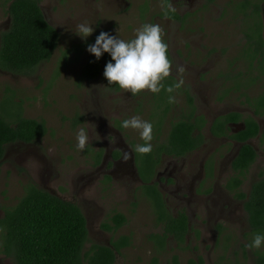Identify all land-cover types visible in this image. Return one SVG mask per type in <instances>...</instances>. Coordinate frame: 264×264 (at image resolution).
Returning a JSON list of instances; mask_svg holds the SVG:
<instances>
[{
  "label": "rangeland",
  "instance_id": "374dc122",
  "mask_svg": "<svg viewBox=\"0 0 264 264\" xmlns=\"http://www.w3.org/2000/svg\"><path fill=\"white\" fill-rule=\"evenodd\" d=\"M6 1L0 0V34L10 25ZM237 1L167 0L176 11L165 18L162 0H39L45 19L59 33L58 45L47 61L28 73L0 69V111L43 119L47 132L34 143L5 146L0 164V217L22 196L26 183L33 182L79 206L89 236L84 249L92 243L108 244L110 238L121 234L131 236L130 246L116 254L114 264H152L154 257L156 264H166L173 255L179 264H187L189 259H201V264L220 260L257 264L255 252L259 249L246 247L253 235L243 200L225 187L234 174L231 160L239 144L214 136L208 129L210 122L225 112L251 114L244 89L231 88L233 81L228 78L245 71L242 62L233 64V58L243 55L245 32H250L256 21L255 17L242 20L241 11L231 7ZM260 20L264 37L262 11ZM81 23L94 29L86 39L77 34ZM145 23L159 24L164 31L172 61L171 75L163 81L165 89L181 78L184 81L171 94L176 103L170 104L164 118L160 114L164 89L158 94L142 91L132 96L108 85L102 73L94 80L80 75L91 54L87 47L100 32L128 41ZM178 65L185 69L182 77ZM249 81V76L240 78L241 83ZM263 85L264 79L256 80L245 92L253 97ZM188 95L196 114L207 121L202 128L203 143L183 157L162 155L151 182L156 183L172 215L179 211L186 214L189 229L182 242L169 237L164 250L157 251L149 236L161 233L162 228L156 224L150 199L142 192L143 181L134 160V149L143 140L137 130L125 129L121 123L138 116L153 125L152 140L163 139L171 122L188 114ZM4 116L14 120L13 115ZM256 120L262 129L264 115ZM238 127L231 126L232 130ZM81 128L88 134V143L78 151L76 133ZM248 142L257 156L240 185L245 193L264 174V140L257 135ZM115 151L119 155L115 156ZM125 153L129 154L127 160ZM113 212L123 213L126 223L115 231L102 229L101 223ZM0 264L14 263L0 253Z\"/></svg>",
  "mask_w": 264,
  "mask_h": 264
},
{
  "label": "trees",
  "instance_id": "16d2710c",
  "mask_svg": "<svg viewBox=\"0 0 264 264\" xmlns=\"http://www.w3.org/2000/svg\"><path fill=\"white\" fill-rule=\"evenodd\" d=\"M7 12L10 17L9 27L0 34V69L24 74L33 70L39 63L47 61L59 42V33L44 17L39 0H7ZM240 10L242 20L256 18L254 28L245 32V43L241 49L243 55L233 58V64L242 62L245 71H239L228 78L232 79L231 88H243V96L251 109V114L229 111L216 116L209 124V131L214 136H225L240 143L231 160L234 174L230 176L225 187L235 197L243 200V208L247 214L250 233L264 234V174H260L250 185L248 193L240 191L244 174L255 161L257 152L247 142L259 135L264 140V127L261 129L257 116L264 115V85L255 96L250 97L245 89L250 83L264 79V37L260 13L264 16V0H240L231 6ZM176 17V16H175ZM111 56L104 53L97 60L90 54L81 69V77L94 80L103 74L106 63ZM114 63V61H112ZM255 70V74L252 72ZM244 76L251 77L246 84L240 82ZM116 90L120 88L113 84ZM167 95V100L163 97ZM169 93L160 97L164 104L160 114L164 118ZM190 110L185 117L171 122L163 139L152 140V151L140 155L134 151L137 172L143 181L142 192L150 199L156 224L161 225V233H152L149 238L158 250H164L169 237L182 242L189 229L187 216L183 211L172 215L164 204L163 197L156 183L151 182L155 168L162 155L183 157L203 143L202 128L207 121L201 114H196L192 104V96H187ZM11 103V102H8ZM18 104H15V106ZM0 111V164L4 158L5 146L15 142H36L47 132L43 119L29 118L20 113ZM5 114L13 115L9 121ZM162 117H160L162 119ZM240 123L242 127L232 130L229 124ZM161 123L156 126L159 130ZM158 138V136H156ZM144 141L140 142L143 144ZM115 156L119 151H115ZM100 154L97 156L99 161ZM208 164V163H207ZM211 170V169H210ZM109 179V175L105 176ZM126 223V216L121 212H113L101 228L115 231ZM0 253L11 258L14 264H114L116 254L130 246L131 236L121 234L110 238L108 244L92 243L84 249L89 241L86 219L78 205L53 194L33 182H27L24 193L17 202L6 208L0 217ZM256 263L264 264V245L255 252ZM202 260H188L187 264H201ZM156 264V258L152 260ZM179 264L176 255L169 263ZM215 264H230L217 261Z\"/></svg>",
  "mask_w": 264,
  "mask_h": 264
},
{
  "label": "clouds",
  "instance_id": "9594fccd",
  "mask_svg": "<svg viewBox=\"0 0 264 264\" xmlns=\"http://www.w3.org/2000/svg\"><path fill=\"white\" fill-rule=\"evenodd\" d=\"M161 7L165 18H169V13H174L175 8L162 0ZM93 27L86 23L77 25V34L86 39L93 33ZM164 31L159 24L145 23L136 29L135 37L125 41L118 36L110 35L108 32H100L96 37L95 43L87 47V51L99 60L104 53L111 56V61L106 63L103 75L108 85H118L124 91L131 93L132 96L140 94L142 91H150L158 94L164 89L168 96V103H176L175 96L171 95L180 89L184 83L179 79L165 89L163 81L171 75L172 61L168 58V45L163 40ZM114 61V63L112 62ZM185 72L183 66H177V73L181 75ZM121 127L137 130L143 144L136 145L134 151L140 155L149 154L152 151V131L153 125L142 120L138 116L125 119ZM76 148L83 151L88 143V134L81 128L76 133ZM97 140L102 138L97 135ZM125 160L129 154H124ZM264 245V234L257 233L252 241L246 245L251 249H260Z\"/></svg>",
  "mask_w": 264,
  "mask_h": 264
},
{
  "label": "flooded vegetation",
  "instance_id": "af4514ba",
  "mask_svg": "<svg viewBox=\"0 0 264 264\" xmlns=\"http://www.w3.org/2000/svg\"><path fill=\"white\" fill-rule=\"evenodd\" d=\"M239 112V111H238ZM225 113H227V112H225ZM225 113H223V114H225ZM259 123V122H258ZM237 124H239V127H238V129L240 128V127H242V125L240 124V123H231V124H229L230 126H233V125H237ZM260 125V124H259ZM218 137H224V136H218ZM230 140V139H229ZM230 141H232V142H236V143H238L239 144V146H240V143L239 142H237V141H235V140H230ZM248 142V141H247ZM239 148V147H238ZM194 151V150H193ZM192 152V151H191ZM190 153V152H189ZM188 154V153H187ZM186 154V155H187ZM176 158H179V157H176Z\"/></svg>",
  "mask_w": 264,
  "mask_h": 264
}]
</instances>
